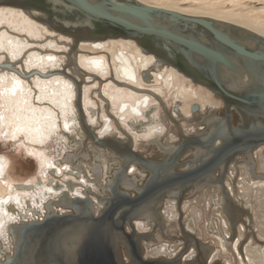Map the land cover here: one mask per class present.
<instances>
[{
	"label": "bare ground",
	"instance_id": "1",
	"mask_svg": "<svg viewBox=\"0 0 264 264\" xmlns=\"http://www.w3.org/2000/svg\"><path fill=\"white\" fill-rule=\"evenodd\" d=\"M156 1L158 2L156 5L149 3L146 4L179 11L187 15L199 16L192 14L189 11H185L182 8L177 9L176 4L171 0H168L167 3H163L165 0ZM140 2L145 3L144 1ZM205 3L208 2L205 1ZM210 8L211 9L208 10H201L203 13L213 14L219 18H207L222 23L237 25L264 37V24L258 22V20H256L257 18L248 15L237 16L230 12H223L220 8ZM253 28L256 30H253ZM44 38L47 39V42L41 44ZM54 38L55 42L53 41ZM62 41L65 42L63 43ZM74 45L75 48H73ZM83 46H88L99 52H110V54H112L114 70L117 71L115 76L109 75L111 73V63L105 53L84 55L80 52L83 49ZM116 52L119 53L118 57L116 56ZM70 53L74 54L73 58L75 62L77 61V64L81 69H79L80 76H83L81 72L87 76L85 80L82 79L84 85L82 83L83 88L81 96V103L83 105L82 111L85 110L86 113H89L90 107L96 108V103L94 102V97H96L101 101L105 100V102L115 108L122 109V106L134 104L133 106L137 107L140 112L146 110L148 111L149 116H151V112H149L150 107L148 105L149 102H151L150 98L155 96L153 99L160 104L156 96L161 97L163 91L160 87H149V84L145 82L147 81V78H140L139 70L141 67L145 70V74L149 75V66H160L174 78L177 76V80H184L186 83H192L189 79L190 77L187 78L182 76L174 68L167 66L168 64L166 65L162 63V61H160L154 54L145 52L136 41L132 39L108 38L104 41H80L77 44H74V39L72 37L51 29L44 23L35 19L33 13H28L21 8L12 6H0V142L5 143L12 141L10 145L13 146L14 152H19L20 155L25 153L27 157L32 159L34 157L38 160L36 173L27 178H16L11 172L13 160H11L8 154L0 155L2 160L1 166H3V169H1L2 171L0 170V247L1 245H4L5 240L12 239L10 227L16 224H21L20 222H24L26 219L31 220L36 218L39 220V215L35 216L34 213L40 209L43 211L42 209H45V204L49 199H56L55 201H57L65 196L70 198H83L80 197V195L83 193L82 190L85 187H87L85 191H94L95 193H97L96 189L99 190L98 186H100L105 193L108 191L106 189L110 187L108 184L103 183L106 180L103 181L102 176L105 173V169H109L111 164L106 162L107 159L105 157L100 156L104 151L110 156V160L117 163L119 159L111 150L102 149L95 145L91 140L84 139L83 133L76 129L79 120L75 116L78 109L75 102L76 86L73 81L78 84V76L70 75L73 79V81H71L66 75L62 74V71H59L64 59L67 58V54L70 55ZM138 60H141V63H139ZM7 64H9V66H6ZM77 64L75 65L77 66ZM135 67L139 70H136ZM167 82L168 80L166 83ZM225 83L229 87L235 85L233 79L229 76L225 78ZM204 87L203 89H205ZM203 89H200L202 90V95L200 93L198 95L196 94L199 92L198 90L197 92H193L192 90H188L185 85H182V90L179 92L182 94L180 101L183 102L182 106H185L183 112L186 115L189 113V109L192 111L194 107H197L198 109L203 110L206 105L208 106L211 104L207 97L213 98V94L210 91ZM151 90H155L156 92H152ZM187 90L189 92H187ZM147 91H150V93ZM137 99H141L140 101L143 104L136 105L135 101ZM191 101H194V103L190 104ZM167 113L170 115L168 111ZM153 114L158 116L156 110L153 111ZM125 117L132 116L129 114ZM217 117L214 114L206 113L202 120L203 124H209L211 119L214 120L217 119ZM89 121L91 124H94L95 119L92 115H90ZM135 122L136 121L133 120V126L138 129L143 124ZM174 122L178 125L176 120H174ZM157 125L159 124H153L152 130L148 134L142 133V138L154 139L157 132L161 134L163 130ZM89 129H91L90 126ZM95 130L99 131V127H95ZM101 134V138L105 137V132L103 130L101 131ZM69 135L73 137V142L69 140ZM141 135L140 133H136V135L133 136L135 139L132 145L136 151H138L140 147L138 145V143H140L138 138L141 139ZM173 138L174 137L172 136L169 141L165 142L156 138L155 143L160 147L162 153H171L178 147L177 144L173 143ZM87 141H89L88 146L92 149L91 152L93 153V151H95V153L99 155L97 160L95 158L91 160V155L87 156L82 154L81 157L76 158L77 154H73V152L76 153L78 151L80 146L83 147L86 145ZM59 143L61 144V148L59 149V155L57 156L53 150H55V147ZM253 152L248 153L246 156H241L242 158L235 160L236 162L234 161L235 163L233 162L232 165L239 164L240 168L242 167L240 172L241 176H248V174H251L255 175L256 178H264V163H259L257 166L253 157ZM70 153L71 155L67 156V154ZM75 159L81 160L80 163H77L83 165L85 170V173L80 172L79 176L77 175V170L73 169L70 165H67L69 160L72 161ZM256 168L258 169V173L261 174L256 175L257 172L255 174ZM143 170L146 171L145 169ZM252 170L254 174H252ZM140 173L143 175L145 174L143 172ZM131 175L132 176H129L130 178L128 177V173L124 176L119 175V177H122L120 179L124 181V183L127 180L133 182L134 180L138 182L141 181V177L139 178L134 173ZM228 176L229 173L227 174V177ZM69 181H72L73 184L70 185L68 183ZM110 182L112 183V179ZM138 182L136 184H138ZM220 184L222 185L220 180L212 177L211 180L205 183L196 184L194 189L201 190L211 186L219 190L221 188ZM238 184L242 187L241 192L244 195V198H248V193L257 197V200L259 201V213L262 212V215H264V181L248 183L244 179H238ZM124 186L128 189L130 188V185L125 184ZM223 188L226 198H224V195L220 191L221 194L214 200V202L215 205L219 204L222 206L224 215L226 218H229L230 211L228 207L234 206L235 208V205L232 201H226L228 199V194L225 192L224 186ZM140 189L141 188L138 187L136 190L139 191ZM181 190L182 189H180V191ZM68 191L71 194L68 193ZM62 192L64 193L60 196L59 194ZM97 197L100 198V196ZM92 199L94 202V209L97 211H99L103 205H106L104 201L100 200L98 202L94 196H92ZM242 204L243 207L240 211L231 214V216H237L239 219L242 212L247 214L249 217L248 223H243L241 227L246 229L247 226V230L252 233V225H254V221H256L257 218L259 219L258 214L255 210H250L248 203ZM148 207L149 205L146 206L144 213H146ZM54 209L56 208L54 207ZM245 209H248V211ZM56 210L64 212L63 207ZM166 211L168 213L163 210L164 216L169 215L170 217H175V206H173V204H167ZM251 212L254 215H252ZM149 213L150 212H147L143 217L150 218L148 216ZM255 215L257 216L256 219ZM197 216L198 215L185 218L184 223L189 231L193 232L196 226L197 228L199 227L198 224H196L195 219ZM232 219L235 224L236 221H234V218ZM140 222L143 223V219L138 220V223ZM215 227L214 223H209L206 226L209 233L216 232ZM260 234L261 236L264 235L262 232H260ZM212 236L216 237L218 243H220L223 249L226 250V243H228L229 240L225 238L226 241L224 242L221 237L214 233ZM153 242H156V239H153L152 243ZM155 244L157 251L163 253H173V250H175L176 247V243L169 245L168 242H157ZM251 247L252 246H248L247 249H250ZM201 248L204 250L203 254L208 255L209 258L211 255H215L216 249L213 248L212 244H201L200 250ZM262 249L263 246L253 248L252 258L247 254V259L250 261V264H252V262L255 264H264ZM9 254H12V250L8 255ZM5 256L6 255L0 252L1 260H3L4 258L2 257Z\"/></svg>",
	"mask_w": 264,
	"mask_h": 264
},
{
	"label": "water",
	"instance_id": "2",
	"mask_svg": "<svg viewBox=\"0 0 264 264\" xmlns=\"http://www.w3.org/2000/svg\"><path fill=\"white\" fill-rule=\"evenodd\" d=\"M0 6L33 13L35 19L51 29L72 37L74 44L132 39L145 52L209 88L223 100L227 110L225 117H217L209 124L212 129L207 140L180 143L166 161L152 162L135 152L130 140L101 138L89 129L81 108V76L75 97L81 126L95 145L111 150L122 163L113 173L112 183L108 180L109 197L96 196L109 205L97 215L91 197L94 194L85 198L65 196L46 203L42 221L10 227L12 254H5L0 264H122L120 245L126 246L125 237L129 236L124 222L138 212L139 205L148 203L161 186L196 178L236 151L247 152L264 144V37L234 24L138 0H0ZM227 76L233 79L234 86L225 83ZM232 109L241 117L237 126L230 121ZM217 138L222 140L219 147L213 145ZM191 145L209 151L199 155L193 169L175 172L179 155ZM131 163L151 173L136 198L119 189L124 183L119 175L124 176ZM1 165L0 158V170ZM53 205L71 212L57 213Z\"/></svg>",
	"mask_w": 264,
	"mask_h": 264
},
{
	"label": "flooded vegetation",
	"instance_id": "3",
	"mask_svg": "<svg viewBox=\"0 0 264 264\" xmlns=\"http://www.w3.org/2000/svg\"><path fill=\"white\" fill-rule=\"evenodd\" d=\"M109 39H111V38H109ZM102 41H104V40H102ZM77 48H78V46H77ZM76 52H77V49H76ZM102 52L105 53V55L108 57V59L111 63V68H110L111 73L109 75L115 76V73L117 71L114 70V63L112 62V56H111L112 54H110V53L108 54L105 51H102ZM109 55H110V57H109ZM73 56H74L73 53H70V55L67 54V58L65 59L66 61H63L62 67L60 68L59 71H62V74L66 75V77L68 79H70L71 81H73V79L70 75L78 76L77 80L80 81L81 80V76L79 74L80 68L77 64V61L75 62ZM116 56L117 57L119 56L118 52H116ZM138 61H139V63H141V60H138ZM75 64H77L78 67ZM167 66L174 68L182 76L187 77L182 72H180L177 67H176L177 68L176 69L173 66H170V65H167ZM135 69L139 70L137 67H135ZM81 74L83 75L84 80H85L87 76H85L84 73H82V72H81ZM139 74H140L141 79H143V77L147 78V81H145V82H147L149 84V87H153V88L154 87H160L161 90L163 91V93H161V97L156 96V98L158 99L160 104H158V102H156L153 99V97H155V96H152L150 98L151 102H149L148 105L150 107L149 112H151V116H149L148 111H146V110H143L140 112L137 107L133 106L134 104L122 106V109L117 108V107L115 108V107H112L107 102H105V100H102L103 101L102 102L101 100H99L96 97H94V99H95L94 102L96 103V108L90 107L89 113H86L85 110H83V113L85 115V118L87 120L88 125L91 127V129H93V131L97 135H99V137L102 136L101 131L103 130L105 132V137H102V138L114 137L115 139L118 138L121 140H127L128 139L132 143L135 139L133 136H135L136 133H140V135L142 133L148 134L152 130L153 124H155V123L159 124L157 126L162 128V130H163L162 133L160 134L159 132H157L154 139H148V138L144 139V138H142V135H141L140 136L141 139L138 138V141L140 142V143H138V145L140 146L139 148H142L143 143H146V145H145L146 147H154L156 149V151L161 152L160 147L157 146L155 143V139L158 138L164 142L169 141V139H167V140L165 139L166 138V135H165L166 134L165 133L166 128L160 124V121H158V118L159 119L161 118V120L167 119V121L169 120L171 123L172 122L175 123L174 120H176L177 122H179L178 125L176 124L177 127L181 129L182 123L180 121V118H182L183 116L188 117L196 109L198 110L197 107H194V109L192 111H190V109H189V113L187 115L183 112L185 106H182L183 102L180 101V97L182 94L179 93L182 90V85H185V87L188 90H192L193 92H197V90H198L199 92L196 93L198 95H199V93L202 95V90H200V89L201 88L203 89L204 86L199 84V83H195L189 77H187V78H189L191 80V82H192L191 84L184 82V80H177V76H175V78H174L170 73H168L165 69H163L160 66H154V65L149 66V75H146L145 70L141 67V69L139 70ZM167 80H168V82L166 83ZM73 83L76 86V83L74 81H73ZM83 85H84V83H83ZM83 85H82V88H83ZM197 86H202V87H197ZM164 88H167L168 90H171V91L174 89L173 91L174 92L176 91L175 99L176 100L178 99L177 101H179L180 103H176L175 105H173L171 107V105L168 102V99L165 96L166 93L164 91ZM204 88L213 94L212 96L215 99V101H219V99L221 100V102L223 103L224 114L221 116H218V118L225 117L227 110H226V106H225L223 100L220 97H218L217 95H215L211 90L207 89L206 87H204ZM205 89H203V90H205ZM188 90H187V92H189ZM151 91L156 92L155 90H151ZM147 92L150 93V91H147ZM216 96L219 99H217ZM184 98H185V96H184ZM213 98L210 97L209 101L211 102L212 100H214ZM140 100L141 99H137L135 101L136 105L143 104V103H141ZM192 103H194V101H191L190 104H192ZM81 105H82V103H81ZM82 109H83V105H82ZM181 109H182V112H181ZM154 110H156L158 112V116H155L153 114ZM167 111L170 113V115H168ZM123 112H124V114H123ZM129 114L132 117H125L126 115H129ZM90 115H92L93 118L95 119L94 124H91L89 121ZM75 116L79 120V123H78L76 129L83 133L84 139L91 140L89 137H87L86 132L83 130V127L81 126L79 111L76 112ZM216 117H217V115H216ZM236 117H237V119H235ZM132 118L134 121H136L135 123H138V124L143 123L139 129L135 128L133 126ZM98 119H99V122L97 121ZM211 120L209 121L210 123H212L214 121V120H212V121ZM230 121H231L233 126H237L238 123L241 122L240 115L234 109H232L230 111ZM202 123H203V121H202ZM209 124H207V123L204 124L205 127H204L203 131L199 134L187 135L186 133L181 132L182 133L181 134L182 141H178V139L176 137H174L173 139H177V140H175L173 143L177 144V145H179L180 143L192 144L194 140H204V141L207 140L208 133L212 129ZM95 127H99V131H96ZM191 130H194V129L192 128ZM73 134H74V132H73ZM69 137H70L69 140L73 142V137H71L70 135H69ZM87 142H89V141H87ZM221 144H222L221 139L217 138L214 140L213 145L215 147H219ZM145 146H143V147H145ZM98 147H100V146H98ZM132 147H134V146L132 145ZM260 147H264V144L252 147L247 152L246 151L245 152H240V151L237 152L236 151L235 153L230 155L226 160L219 162V164H217L213 168L209 167L208 170H206L205 172H202L196 178H193L190 180H184L178 184H172L169 187L168 186L165 187V185L161 186L160 189H158L157 192H155L153 194V197H151L152 199H150L148 201V203L145 202V203H142L141 205H139L138 206V209H139L138 212L135 213L130 220H125L124 228H125L126 233L129 236L125 237V241L127 242L128 246L127 245L125 246L122 244L120 245L122 264H223V263H219V261L217 259H216L217 261L214 260V257H213L214 255H211L212 257L210 256V258H209L208 255L203 254L204 250L202 248L200 250L201 244H204V245L212 244L213 248H215L217 250V248L215 246V241L212 240V243H209V244L202 242L200 239V236L198 234H196L197 226H196L195 230L192 232V231H189L187 229L186 224L184 223L185 222V213L183 211L184 197L186 196V194L188 192L201 193L202 191L206 190L204 188L201 190H195L194 188L196 187V184L198 185L199 183L200 184L205 183V182L211 180L212 177L217 178L218 180L221 181L222 185L225 187V192H227V194H228V199L226 201H229V202L232 201L233 204L235 205V208H234V206L228 207L229 211H230V213H229L230 217L229 218L228 217L226 218V216L223 213H220L222 218L226 219V221H227V223H225V227H228V229L226 230V232L224 234L226 235V238L229 240L228 243H232V245L234 246L241 263H244V260L248 261L247 254H246L247 248L245 251L244 245L249 243L250 241L254 240L256 242H259L260 245L264 247V240L260 239L262 237L259 236L255 221H254V225H252V233H250L247 230V226H246V229L244 227L241 228L243 223L244 224L248 223L249 217L247 214H244V212H242V214L240 213L241 217L239 219L237 216H235V217L231 216V214H235V212L240 211V209L243 207V204L241 203V201L234 199L235 198L234 194H238V192H239V188H238L239 185L237 183H238V179L240 176L239 170H238V168L240 166H239V164H236V165H232V164L238 158L239 159L242 158L241 156H243V155L246 156L248 153H251V152L257 150ZM60 148H61V144L59 143L55 147V150H53V152H55L57 156L59 155V149ZM81 148H82V146H80V148L78 149V151L76 153L75 152H73V153H75L77 155L80 153L79 157H81L83 154V153H81L82 150L80 152ZM101 148L107 149V148H103V147H101ZM133 149L139 155L147 158L148 160H150L152 162H158V163H162V162L166 161L171 156V154H175V152L177 151V150H174L171 153H167V154L161 152L162 154H164V158L163 159H156V158L154 159L155 154H152V155L143 154V153H139L140 149H138V151H136L135 148H133ZM190 149L192 150V156L190 158H186V159L182 160L183 157H185L186 155L187 156L189 155L188 151ZM208 151H209L208 148H203V147L196 146V145L189 146L187 149H185L179 155V157L177 159V164L174 167V171L175 172H185V171L193 169L194 167H196L195 162L198 160L199 155H201L203 152H208ZM71 153L67 154V156L71 155ZM104 153L105 152L103 151L102 152L103 157H105V154H107V153H105V154ZM105 158L107 159V161L110 160L107 157H105ZM33 160H34L36 167H37L38 160L35 159L34 157H33ZM75 162H76V159H75ZM75 162H74V160H72V161L69 160V162H67V165H70L73 169L77 170L78 176H79L80 172L85 173L83 165L78 164V163L75 164ZM109 163L111 164L110 168L105 169V173H104V175L106 176V178H105L106 182H103L104 184H107L108 180L112 179L114 177L113 173L115 171H117V169L119 170L122 166V163L119 160L117 163L113 160H110ZM231 166H232V168H231ZM178 167H180V170L176 169ZM233 169H235L237 171L234 175H233V171H232ZM140 172H143L145 174L143 175ZM256 172L257 171L255 169V174H256ZM127 173H128V177L132 176L131 174L134 173L139 178L141 177V181L138 182V181H135L133 179L134 180V182H133L131 180L126 179L127 181L125 182V184L130 185V188L129 189L126 188L124 186L125 184H122V182H121L119 185V189H120V191L128 193L131 198H136L140 194L139 191H137L136 189L138 187H140V188L143 187V185L149 179L151 173L148 171H144L142 168H140L139 165H137L135 163H131L126 167L125 175ZM228 173L231 174V177L230 178L228 177V178H229L230 183L232 185H229V183L225 180ZM252 174H254L253 170H252ZM135 175H134V177H135ZM256 175H258V174H256ZM253 176H255V175H253ZM143 177L145 179H143ZM232 177H233V179H232ZM94 179H95V177H94ZM137 182L139 185L136 184ZM109 183H110V180H109ZM222 185H221V188L219 189V192L221 191L222 194L224 195V198H226V195L223 192L224 188ZM85 189H87V187H85L82 190L83 193H81L80 197L85 198L87 194L88 195L99 194L96 196H100L101 198L109 197L108 191L106 192V194H103L104 192H102L101 190H100L101 193H99V192L95 193L94 191L91 193L88 190L85 191ZM180 189H182V190L180 191ZM65 192H67V191H65ZM221 192H220V194H221ZM63 193L64 192H62L59 195L61 196V195H63ZM68 193H70V192L68 191ZM172 193H175V194H172ZM193 196H194V198H196L197 194H195ZM96 199L98 202L100 201V199L98 200L97 197H96ZM167 199H171L175 203V204H173V206H175V217L174 218L170 217L169 215L164 216V214H163V210L165 209V207L167 205V204L165 205L164 202ZM55 200L49 199L47 201V203L50 201L53 202ZM104 203L106 205H103V207H101V209H99V211L95 210V213L97 215L105 207H107L109 205L108 202H104ZM93 204H94V202H93ZM95 205H96V202H95ZM147 205H149V207H148V210L146 211V213L150 212L148 215L150 218L143 217L146 215V213H144V212H145V208ZM53 206L56 209L61 208V207H57L55 205H53ZM56 209H54V210L57 213H61V214L67 213L68 211L70 212V210H68L66 208H64V210H63L64 212H59ZM42 210L43 211H41V209H40L39 211L34 213L35 216L39 215V220L35 218V219H31V220L26 219V221H40L44 216L43 213H46V204H45V209H42ZM245 210L248 211V209H245ZM251 214L254 215L252 212H251ZM232 218H234V221H236L235 224H234ZM140 219H143L144 222L138 223V220H140ZM145 219L146 220L149 219V220L146 221ZM26 221L20 222V223H25ZM218 221H220V220H218ZM218 221H214V222L216 223V227L219 229V227L217 226ZM220 222H223V221H220ZM141 224H148L147 229L145 231L139 230V226ZM224 234H222V235H224ZM239 234L241 236L240 240H239ZM153 239H156V242L152 243ZM157 242H159V243L168 242L169 245L176 243L175 250H173V253H163L160 251L158 252L156 249V246H155L156 245L155 243H157ZM226 246H227V243H226ZM261 246H259V247H261ZM126 247H128V248H126ZM226 250H228V248ZM4 259H5V257H4Z\"/></svg>",
	"mask_w": 264,
	"mask_h": 264
},
{
	"label": "rangeland",
	"instance_id": "4",
	"mask_svg": "<svg viewBox=\"0 0 264 264\" xmlns=\"http://www.w3.org/2000/svg\"><path fill=\"white\" fill-rule=\"evenodd\" d=\"M139 1H144L145 3L154 4V5H156L158 3L156 0H139ZM167 1L168 0H165L163 3H167ZM171 1H173L176 4L177 9L182 8L185 11H189L192 14L199 15V16L219 18L213 14L203 13V11L201 10V9L208 10V9H211L210 7H215L218 9L220 8L223 12H230V13L237 15V16H239V15L253 16V17L257 18L256 20H258V22H261L262 24H264V0H204V1L203 0H171ZM205 1H207L208 3H205ZM208 5H210V6H208ZM254 29L255 28H253V30ZM53 41L55 42V38ZM45 42H47V39L44 38V40H42L41 44H44ZM62 42L64 43L65 41H62ZM58 43L61 44L60 42H58ZM81 53H83L84 55H88V54L94 55V54H100L101 52L93 50V49L89 48L88 46H83ZM109 53L110 52H108V54ZM109 57H110V55H109ZM64 61H65V59H64ZM173 90L171 91V90H168L167 88H164V91L166 93L165 96L168 99V102L171 105V107L173 105H175L176 103H180L179 101H177L175 99L176 91L174 92ZM207 98L209 100V97H207ZM217 99H219V98L217 97ZM204 108H205V110L204 109L203 110H201V109L197 110L196 109L190 116H188V117L183 116L182 118H180V121L182 123L181 129L177 127L176 123H173V122L171 123L169 120L167 121V119H165L166 120L165 121V120H161V118L160 119L158 118V121H160V124L166 128V130H165L166 138L165 139L166 140L170 139L173 136V137H176L178 139V141H182V139H181L182 133L181 132L186 133L187 135L199 134L203 131V129L205 127V125L202 123V120H203L204 116L206 115V113H211V114H214L217 116H221L224 114L223 103L221 102L220 99H219V101L212 100L210 106L206 105ZM235 119H237V117ZM97 121L99 122V119ZM192 128L194 130H191ZM177 139H174V141ZM11 143H12V141H8L5 143L0 142V155L1 154H8L10 156L11 160H13L11 172L13 173L14 176H16V178H27V177L32 176L34 173L37 172L36 164H35L34 160L32 158L27 157V155L25 153H22L20 155L19 152H14L13 146L10 145ZM88 145H89V143L87 142V144L84 145L80 149V151L82 150L83 155H87V156L91 155V157H92L91 160H93L94 158L97 160V157L99 155L96 154L95 151H93V153H92L91 152L92 149ZM145 145H146V143H143L142 148H139L140 149L139 153L149 154V155L155 154L154 159L155 158L156 159H163L164 158V154H162L159 151H156V149L154 147H146ZM143 146H145V147H143ZM188 153H189V155L188 156L186 155L185 157H183L182 160H184L186 158H190L192 156V150L191 149L188 151ZM73 154H75V153H73ZM100 157H103V155H101ZM105 157L110 159L109 155H107V154H105ZM253 157L256 161L257 166L259 163L263 164L264 163V147H260L259 149L254 151ZM77 162L80 163L81 160L77 159L76 163ZM97 162H99V161H97ZM106 162L109 163L110 160H108ZM176 169L180 170V167H178ZM238 170H239V174H240L239 179H244L248 183H255V182L264 181V178H259V177L256 178L255 176H253L251 174H248V176L247 175L241 176L240 172L242 170V167L241 168L239 167ZM259 170L262 171L261 169H259ZM232 171H233V175L237 172L235 169H233ZM256 171H257V174H261V173H258L257 168H256ZM263 171H264V168H263ZM15 172H17V173H15ZM102 177H103L102 180L105 181L106 176L103 175ZM228 177L229 178L231 177L230 173H229ZM228 177L226 176L225 180L229 183V185H232L230 183V180ZM263 177H264V175H263ZM143 179H145V178L143 177ZM232 179H233V177H232ZM252 181H255V182H252ZM238 185H239V187H238L239 192H238V194H234V197H235L234 199L241 201V203H246V204L248 203L250 210L251 211L255 210V212L258 214L259 219L257 218L255 223H256V227H257V231L259 233V236L262 237L260 239L264 240V235L261 236V234H260V232H262L264 234V215H262V212L259 213V211H260L258 209L259 201L257 200V197L253 196L251 193H248V198H246V197L244 198V195L241 192L242 187L240 184H238ZM98 188H99V190L96 189V191L101 193L100 192L101 187L98 186ZM205 189L206 190L202 191L201 193L188 192L186 194V196L184 197V201H183V211L185 213V218L189 217V216L198 215L197 218H195L196 224H198V226H199L198 228H196V234H198L200 236V239L202 242L209 244V243H212V240L215 241V246H216L217 250H216V253L214 255V260L217 259L219 261V263H223V264H226V263L227 264L228 263L229 264H244V263L250 264L249 263L250 261L248 262L245 260H244V263H241V261L238 257V254H237L234 246L232 245V243H227L226 247L228 248V250H225V249H223L222 245L220 243H218V239H216L215 237L212 236V234L214 233V234L218 235L219 237H221L222 240H224V242H225L226 239H224V238H226V235L224 233L226 232L228 227H225V223H227V221H226V219H223L221 214H220V213H223L222 206L219 204L215 205V202H214V200L217 199L218 196L220 195L219 190L217 188H214L211 186H208ZM101 191H102V189H101ZM103 194H106V193L104 192ZM195 194H197L196 198H194V196H193ZM164 203H165V205L166 204H175L174 201L171 199H167ZM164 211L167 212L166 207H165ZM256 217L257 216L255 215V219H256ZM218 220L223 221V222H220ZM214 221H218L217 226L219 227V229L217 227H215L216 232L209 233L207 231L206 226L209 223H214V225L216 226V223ZM147 226H148V224H141L139 226V230L145 231L147 229ZM222 234H224V235H222ZM240 239H241V236L239 234V240ZM247 246H252L250 249H247V253H246L252 258L253 248H257L261 245L259 242H256L253 240V241H250L248 244L244 245L245 251H246ZM1 247H0L1 253H3L4 255H5V253H10L12 250V239L7 240V241L5 240L4 245H1ZM262 252H263V257H264V247L262 249ZM2 258H4V257H2ZM252 264H255V263L252 262Z\"/></svg>",
	"mask_w": 264,
	"mask_h": 264
},
{
	"label": "built area",
	"instance_id": "5",
	"mask_svg": "<svg viewBox=\"0 0 264 264\" xmlns=\"http://www.w3.org/2000/svg\"><path fill=\"white\" fill-rule=\"evenodd\" d=\"M45 215V213H43ZM42 220V219H41Z\"/></svg>",
	"mask_w": 264,
	"mask_h": 264
}]
</instances>
